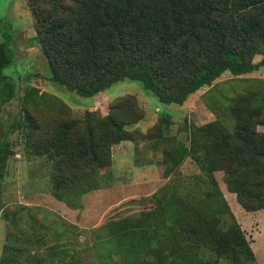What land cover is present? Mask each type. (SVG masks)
Instances as JSON below:
<instances>
[{
	"label": "rangeland",
	"instance_id": "1",
	"mask_svg": "<svg viewBox=\"0 0 264 264\" xmlns=\"http://www.w3.org/2000/svg\"><path fill=\"white\" fill-rule=\"evenodd\" d=\"M63 3L80 9L73 0ZM48 4L40 3L35 14L28 0H0V42L10 33L16 56L15 64L5 71L17 90L10 102L0 103V141L7 138L15 151L5 176L0 177V264L3 260L7 264H125L129 254L144 260L143 242H167L171 224L167 216L188 219L198 214L193 219L212 223L211 214L218 215L211 233L221 235L228 230L227 221L233 220L230 212L255 255L249 264H264V207L242 206L229 190L224 171H215L214 178L229 208L207 196L214 190L213 177L194 155L165 175L173 165L167 154L190 148L195 127L217 121L224 130L233 131L237 119L232 108L241 97L249 108L264 103V67L243 75L227 71L212 85L189 95L183 105L162 103L131 80L85 97L52 79L48 58L34 40L39 20L56 18ZM262 58L256 54L254 62ZM27 93L29 99L22 102ZM23 108L40 126L30 142L23 131L13 128ZM113 112L128 122V139L106 150L102 165L77 158L71 167L64 160L65 167L58 169L55 159L30 149V143L44 142L68 121H76L83 133ZM257 129L264 133V124ZM48 131L54 133L49 136ZM56 174L63 185L55 182ZM185 236L176 244L186 254L196 246L194 234ZM180 249L171 253V262L182 257ZM203 255L201 243L194 264H202ZM209 264L232 263L214 254Z\"/></svg>",
	"mask_w": 264,
	"mask_h": 264
},
{
	"label": "trees",
	"instance_id": "2",
	"mask_svg": "<svg viewBox=\"0 0 264 264\" xmlns=\"http://www.w3.org/2000/svg\"><path fill=\"white\" fill-rule=\"evenodd\" d=\"M28 1L35 14L42 2H48L47 6L57 14L55 19L39 20L34 38L48 58L52 79L85 97H94L117 82L131 80L139 82L162 103L183 105L189 95L212 85L227 71L243 75L264 67V0H73L79 11L68 8L64 0ZM63 16L66 18L59 20ZM12 37L7 33L0 42L2 105L17 96L11 76L5 71L16 61ZM256 54L263 55L261 61L254 62ZM28 95L22 96V102L29 99ZM232 110L237 119L233 131L224 130L217 121L195 127L190 148L167 154L173 165L165 175L172 174L187 156L194 155L202 169L213 177L214 190L207 192L210 199L229 208L214 178L215 171L222 170L229 190L237 194L242 206L258 210L264 207V133L257 129L258 124H264V103L249 108L246 98L241 97ZM88 114L95 115L92 111ZM127 124L114 112L99 118L83 133L77 130L76 121H68L53 136L48 131L50 137L44 142L29 146L36 155L55 159L58 169L65 167L64 160L71 167L77 158L102 165L106 150L128 139ZM13 126L23 131L28 142L40 129L26 108ZM13 146L7 138L0 141L1 178L15 153ZM54 180L58 186L63 185L57 174ZM230 215L233 220L227 221L228 230L221 235L211 233L216 229L218 215L211 214L212 223L205 218L193 219L198 214L189 216L192 219L167 216L171 222L167 242H143L145 259L129 254L125 264H194L192 258L201 243L202 264H209L214 254L232 264H249L255 255L232 212ZM184 233L194 234L192 241L196 246L186 254L176 244L178 239L187 237ZM179 249L182 257L171 262V253L176 254ZM1 264L7 262L3 260Z\"/></svg>",
	"mask_w": 264,
	"mask_h": 264
}]
</instances>
